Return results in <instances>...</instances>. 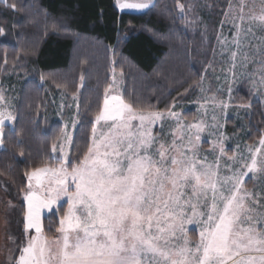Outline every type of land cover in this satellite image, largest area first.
I'll list each match as a JSON object with an SVG mask.
<instances>
[{"label":"snow or ice","instance_id":"obj_1","mask_svg":"<svg viewBox=\"0 0 264 264\" xmlns=\"http://www.w3.org/2000/svg\"><path fill=\"white\" fill-rule=\"evenodd\" d=\"M174 4L161 9L160 17L186 20L193 6ZM116 6L157 8L154 0H116ZM7 7L25 10L15 2ZM223 16L221 28L230 23L233 35L228 41L220 33L217 42L229 54L231 79L238 78V67L256 65L242 75L264 88V0H229ZM112 72L94 111L86 105L81 113L73 94L71 127L87 126L83 148L65 125L51 145L60 153L56 164L24 173L23 229L20 238L8 237L14 247L0 264H264V187L246 186L249 174L264 183V133L246 154L237 146L229 155L225 134L209 131L216 139L205 152L201 134L223 127L214 113L211 124L189 123L174 110L176 101L163 111L143 107L125 99ZM84 81L81 75L82 88ZM208 103L216 104L215 98ZM7 104L0 88V145L5 121L16 119L4 111ZM217 106L227 107L223 101ZM7 207L16 206L9 201ZM45 210L58 217L51 236L53 227L46 232L42 223ZM193 224L200 229L195 241L187 227Z\"/></svg>","mask_w":264,"mask_h":264},{"label":"trees","instance_id":"obj_2","mask_svg":"<svg viewBox=\"0 0 264 264\" xmlns=\"http://www.w3.org/2000/svg\"><path fill=\"white\" fill-rule=\"evenodd\" d=\"M13 2L25 10L7 7ZM181 2L188 5L189 0ZM155 3L156 9L138 14L120 11L115 0H0V27L6 32L0 35V81L12 75L18 86L16 119L5 126L0 150V178L13 188L21 207L24 173L56 164L51 145L63 131L52 98L56 91L67 98L75 93L81 113L86 105L94 111L114 68L124 73L125 99L153 110L189 101L196 92L213 59L226 2L208 11L206 29L186 26L178 18H161V9H175L174 0ZM235 103L251 105L245 140L257 143L264 133V105L254 100L245 83L238 88ZM85 131L87 126L82 130L77 125L74 141L81 149ZM57 219L52 214L44 218L46 232ZM22 229L21 223L19 238ZM54 231L53 227L49 235Z\"/></svg>","mask_w":264,"mask_h":264},{"label":"rangeland","instance_id":"obj_3","mask_svg":"<svg viewBox=\"0 0 264 264\" xmlns=\"http://www.w3.org/2000/svg\"><path fill=\"white\" fill-rule=\"evenodd\" d=\"M220 1H225V10L228 7L229 0H189L188 5L193 6V10L188 13L187 19L184 20L186 26L191 25L198 29L202 26L204 29L207 28L208 21V11L213 8V5ZM235 2V0H233ZM155 3V0H154ZM211 4V8H207L205 4ZM119 8V7H118ZM122 12L131 13H145L149 9L143 11L131 10V9H120ZM224 10V11H225ZM199 18V19H197ZM225 19L222 16L221 20ZM220 20V22H221ZM190 21H195V23H190ZM202 21V23H201ZM218 25L217 35L222 33L223 37L228 41H231L233 35V29L230 23H225L223 28ZM259 35V33H258ZM231 67L229 54L227 51L223 50L221 45L217 42L215 43L213 59L211 64L207 68L200 84L197 86L196 92L190 97L189 101L179 102L176 104L175 111L181 113L182 118L189 123L196 122L198 120L204 119L209 124L213 123L212 115H216L218 124L223 125L222 128L216 129H206L202 133L201 146L202 150L207 152L211 148L210 141L216 139L215 135H209V131L223 132L227 139L224 141L228 154L231 155L233 150L239 146V150L247 153V147L253 146L255 144H250L245 140V118L250 115V107H245L247 105H241L235 103L236 94L238 88L245 83L252 93L254 100L260 101L264 105V88H259V86L254 87L252 82L248 79L246 75H242L244 72L251 73L257 66L249 65L247 69L237 68L236 74L237 79L233 81L229 69ZM121 71L115 70L116 78L118 81V89L124 93V75L120 76ZM113 77V72L112 76ZM16 77L8 75L4 80L0 81V88L3 89L8 104L4 106V111L11 113L12 116L15 115V102L17 98L18 86L16 85ZM112 82V79H111ZM231 87V93L229 94L228 88ZM215 98L216 104L208 103L205 104V100L211 101ZM52 98L56 105V115L63 122V129L65 125H68V132L72 135L74 139L75 131L71 127V121L76 118V101L73 98H67L64 92L56 91ZM79 101V99H78ZM220 101H223L227 105L226 108L223 106H217ZM69 105L71 107H69ZM63 106V107H62ZM206 113V114H205ZM13 121H5L6 125H12ZM170 123V122H168ZM158 131V129H157ZM165 133L168 131V126L166 124ZM3 148V144L0 145V150ZM67 150V149H66ZM54 158L59 156V151L53 152ZM251 174L249 178H246V186L249 189L259 190L260 187H264V183L259 180H252ZM11 201L15 208H8L7 203ZM23 202V200H22ZM61 203L64 204L63 201ZM51 213L45 210L42 214V223L44 218L48 217ZM21 206L18 201L14 199L13 188L3 179L0 178V260H3L7 255V250L13 248L12 241L8 239L9 236L19 238V230L21 227ZM7 221V224H6ZM44 224V223H43ZM189 235L192 240L195 241L199 236V226L198 225H188ZM196 235V237L194 236ZM19 240V239H18ZM18 242V241H17Z\"/></svg>","mask_w":264,"mask_h":264},{"label":"crops","instance_id":"obj_4","mask_svg":"<svg viewBox=\"0 0 264 264\" xmlns=\"http://www.w3.org/2000/svg\"><path fill=\"white\" fill-rule=\"evenodd\" d=\"M115 2H116V0H115Z\"/></svg>","mask_w":264,"mask_h":264}]
</instances>
